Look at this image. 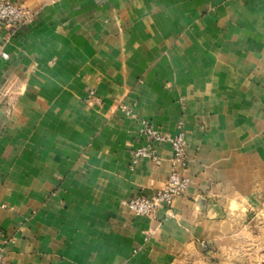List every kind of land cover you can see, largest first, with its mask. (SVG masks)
Masks as SVG:
<instances>
[{
    "label": "crops",
    "instance_id": "crops-1",
    "mask_svg": "<svg viewBox=\"0 0 264 264\" xmlns=\"http://www.w3.org/2000/svg\"><path fill=\"white\" fill-rule=\"evenodd\" d=\"M0 26L2 264H264V0H14ZM95 90L100 101L89 95ZM146 122L185 133L134 159Z\"/></svg>",
    "mask_w": 264,
    "mask_h": 264
},
{
    "label": "built area",
    "instance_id": "built-area-1",
    "mask_svg": "<svg viewBox=\"0 0 264 264\" xmlns=\"http://www.w3.org/2000/svg\"><path fill=\"white\" fill-rule=\"evenodd\" d=\"M34 20L35 14L22 3L14 0H0V26L18 31L23 26L32 24ZM0 55L8 58L6 53L1 52ZM89 95L93 96L97 102L101 100L95 90H90ZM139 135L147 139V145L134 152L135 160L140 157H149L156 165H160L162 159L156 152L155 143H169L174 150L173 169L161 189L150 197L137 196L122 201L138 215L156 217L161 207L170 208L175 199L187 190L189 179L179 171V167L183 168L187 165L185 133L180 132L175 136L164 134L151 123L146 122ZM4 252L5 246L0 243V264L4 262Z\"/></svg>",
    "mask_w": 264,
    "mask_h": 264
}]
</instances>
